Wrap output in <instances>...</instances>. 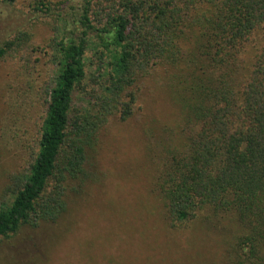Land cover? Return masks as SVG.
Masks as SVG:
<instances>
[{"label":"trees","instance_id":"1","mask_svg":"<svg viewBox=\"0 0 264 264\" xmlns=\"http://www.w3.org/2000/svg\"><path fill=\"white\" fill-rule=\"evenodd\" d=\"M28 1L51 19L52 37L46 48L19 33L0 46V65L49 49L54 75L41 84L28 61L18 73L17 105L43 117L27 167L2 191L0 241L64 218L68 191L88 179L110 125L138 115L152 79L170 85L181 111L174 128L149 131L168 227L227 222V264H264V0Z\"/></svg>","mask_w":264,"mask_h":264},{"label":"rangeland","instance_id":"2","mask_svg":"<svg viewBox=\"0 0 264 264\" xmlns=\"http://www.w3.org/2000/svg\"><path fill=\"white\" fill-rule=\"evenodd\" d=\"M51 23L28 0L0 1V46L25 32L34 35L31 43L47 48ZM22 54V59L8 58L0 65V198L10 175L27 167L28 146L36 142L42 124L41 106L17 105L20 67L24 61L37 66L41 84L54 75L46 66L49 49L38 54L26 49ZM165 85L151 79L143 89L138 115L110 125L99 155L86 166L88 179L68 191L64 218L57 225L0 241V264H205L199 262L211 258L227 264L233 237L227 222L211 231L171 230L160 198L152 191L149 131L159 123L174 128L181 113L170 85Z\"/></svg>","mask_w":264,"mask_h":264}]
</instances>
